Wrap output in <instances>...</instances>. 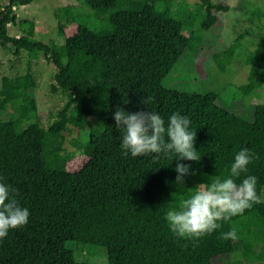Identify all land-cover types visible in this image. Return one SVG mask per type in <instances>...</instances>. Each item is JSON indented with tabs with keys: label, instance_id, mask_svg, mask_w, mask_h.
<instances>
[{
	"label": "trees",
	"instance_id": "trees-1",
	"mask_svg": "<svg viewBox=\"0 0 264 264\" xmlns=\"http://www.w3.org/2000/svg\"><path fill=\"white\" fill-rule=\"evenodd\" d=\"M33 1L8 0L0 8V48L12 46L16 55L33 53L51 62L56 68L52 89L65 96V103L44 127L30 93L36 86L30 69L1 79L0 112L12 107L15 115L0 117V177L17 190L16 199L30 216L26 226L0 240V264H215L227 247L243 239L249 243L247 264H264V203L221 221L219 229L195 242L176 237L165 219L169 207L192 194L190 188L214 175L227 177L242 148L258 157L247 174L257 177V193L263 198L264 129L224 107L215 91L164 85L184 50H198L202 43L193 26L208 30L216 12L229 6L198 0L192 10L184 0H81L98 7L88 24L75 22V6L59 8L57 38L44 42L29 36L34 22L18 20L13 10ZM69 23L75 30L66 35ZM9 24L21 34L10 35ZM187 28L190 34H185ZM238 40L215 54L221 70ZM244 60L248 82L264 85V38ZM147 98L145 106L141 101ZM118 106L128 112L152 110L166 124L176 112L190 119L201 160L182 161L195 172L185 177L186 188L172 183L177 175L174 153L159 159L124 154L123 133L113 119ZM68 125L98 138L76 170L67 168L71 157L62 153ZM232 228L238 239H223ZM88 243L106 255L105 262L77 257L74 245ZM238 255L231 250L227 264L243 263Z\"/></svg>",
	"mask_w": 264,
	"mask_h": 264
},
{
	"label": "rangeland",
	"instance_id": "rangeland-1",
	"mask_svg": "<svg viewBox=\"0 0 264 264\" xmlns=\"http://www.w3.org/2000/svg\"><path fill=\"white\" fill-rule=\"evenodd\" d=\"M190 9H194L198 0H184ZM215 3H223L229 6L227 11L216 12L217 20L208 29H200L198 23L193 26L202 37V43L198 50L186 49L179 60L167 74L164 85L167 88L180 91H215L224 107L233 110L237 114L253 120L257 127L264 129V85L248 82L249 66L245 64V57L253 51L264 38V0H212ZM8 0H0V7ZM73 5L76 8L75 22L87 25L91 11H98V7L81 0H34L25 6L13 7L17 19H28L34 22L29 28L32 38L48 42L57 38L58 24L55 11L59 8ZM65 10V9H64ZM65 11H62V14ZM171 8L167 13L171 14ZM177 17L183 18L177 14ZM75 30L73 23L66 27V35ZM190 29H185V34ZM9 33H18V26L9 24ZM239 45L231 53L230 57L223 59V69L219 67L215 54L237 43ZM30 69L36 79V86L30 93L36 98L37 121L47 127L55 118L58 110L65 103V96L52 89L54 84L55 66L42 55L22 52L19 55L13 53V47L0 48V86L3 76H15ZM224 70V71H223ZM15 115V110L8 107L0 112L2 119ZM92 121V118H90ZM64 141L62 153L70 154L66 166L69 170L78 169L91 149L97 143L98 138L88 129H78L68 125L63 131ZM264 198V189H263ZM249 243L246 239L227 247L224 255L220 256L215 264H227L228 253L233 250L239 253L241 264L250 262ZM77 257L81 260H90L96 263L106 261V255L100 253L94 244L83 246L74 245Z\"/></svg>",
	"mask_w": 264,
	"mask_h": 264
},
{
	"label": "clouds",
	"instance_id": "clouds-1",
	"mask_svg": "<svg viewBox=\"0 0 264 264\" xmlns=\"http://www.w3.org/2000/svg\"><path fill=\"white\" fill-rule=\"evenodd\" d=\"M141 103L147 106L149 98ZM113 119L115 127L123 133L120 147L125 155L159 159L161 154L174 153L177 175L172 183L177 187H185V177L195 175L192 165L182 162L201 160L194 146L196 131L190 128L188 117L176 112L166 124L161 115L152 110L128 112L118 106ZM256 159L254 152L242 148L235 154L227 177L214 175L209 177L208 183L190 188L192 194L180 200L175 207H169L165 214L171 233L195 242L219 229L221 221L228 222L254 205L264 203V198L257 193V177L247 174L248 166ZM242 174H246L245 178L237 183ZM3 179L0 177V240L6 238L11 230L26 226L30 216L28 208L22 207L16 199L17 190L4 183ZM222 238L238 239L236 229L223 233Z\"/></svg>",
	"mask_w": 264,
	"mask_h": 264
},
{
	"label": "crops",
	"instance_id": "crops-1",
	"mask_svg": "<svg viewBox=\"0 0 264 264\" xmlns=\"http://www.w3.org/2000/svg\"><path fill=\"white\" fill-rule=\"evenodd\" d=\"M28 5V4H27ZM22 6H25V5H22ZM0 8H2V7H0ZM13 25V24H12ZM8 33H9V25H8ZM10 34V33H9ZM21 34V31L20 30H18V33H16V34H10V35H14V36H19ZM28 34H29V31H28ZM29 36H31V34L29 35ZM32 37V36H31ZM36 40H38V39H36ZM42 41V40H41Z\"/></svg>",
	"mask_w": 264,
	"mask_h": 264
}]
</instances>
